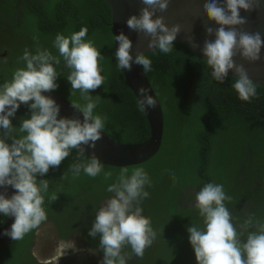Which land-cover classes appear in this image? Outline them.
Returning <instances> with one entry per match:
<instances>
[{
  "label": "trees",
  "instance_id": "16d2710c",
  "mask_svg": "<svg viewBox=\"0 0 264 264\" xmlns=\"http://www.w3.org/2000/svg\"><path fill=\"white\" fill-rule=\"evenodd\" d=\"M84 27L85 41L91 40L104 57L100 66L105 84L90 91L94 100L100 97L94 114L107 117L104 132L117 142L146 139L145 116L117 67L109 7L103 0H0V53H5L0 57V85L11 81L16 69L26 67L20 59L25 50L30 54L48 50L61 61L54 64L60 75L59 87L52 92L71 103L86 104L78 90L72 91L67 80L71 69L53 43L57 34L67 37ZM143 54L152 61V71L143 73L161 108L162 138L152 157L125 167L129 172L142 167L151 179V186H145L149 196L140 207L157 238L143 259L136 258L130 246L122 255L132 257L127 264H197L187 229L204 227L195 203L205 184H222L232 197L225 205L238 229L251 214L264 222V89L256 86L257 97L241 101L232 87L235 78L228 77L223 84L214 81L207 62L193 59L178 43L169 54L158 49ZM30 114L27 105L20 106L11 118L13 126L18 129ZM6 142L11 144V138ZM88 161L72 149L58 168L37 174L38 182L49 180L44 205L48 219L41 226L48 225L59 239L70 238L98 251L103 260L99 235L93 238L89 231L100 204L113 196L108 185L125 167L103 165L112 173L109 179L103 174L92 178L83 171L73 178L70 166ZM53 193L58 198L49 203ZM5 217L0 214V224ZM35 231L6 244L0 250V264H22V251L32 244Z\"/></svg>",
  "mask_w": 264,
  "mask_h": 264
},
{
  "label": "clouds",
  "instance_id": "9594fccd",
  "mask_svg": "<svg viewBox=\"0 0 264 264\" xmlns=\"http://www.w3.org/2000/svg\"><path fill=\"white\" fill-rule=\"evenodd\" d=\"M142 3L145 7L139 16L132 15L127 19V27L150 37L149 49L171 53L181 26L169 27L163 16H156L157 11L167 10L168 0H142ZM259 7L260 0H223L222 4L210 0L203 9L207 19L218 25L206 27V36L214 35L215 40L206 38L201 49L211 75L214 81L223 84L229 72H234L232 87L245 102L257 97V88L244 66L237 64L234 57L239 54L247 61H258L264 39L259 32L248 33L237 31V28L247 23L240 15L241 9L252 12ZM87 33L84 27L67 37L57 34L53 42L59 56L71 69L67 80L72 91L78 90L87 101L84 105L72 103L73 108L83 114L82 121L60 118V106L42 94L59 87L56 80L60 74L54 64L59 65L61 61L48 50L37 49L35 54L25 50L20 59L26 67L16 69L11 81L0 85V187L11 186L16 190L11 198L0 193V214L15 218L11 228L2 233L11 240H23L26 234L48 219L44 205L49 180L38 182L37 174L44 176L50 168H58L72 149H79L83 154V146L95 148L105 130L107 117L94 114L100 97L97 95L94 100L90 95V91L105 84L100 66L104 57L91 40L85 41ZM114 39L118 42L115 52L118 68L131 71L135 63L142 66L144 73L152 71V61L146 55L138 53L133 57V42L128 36L121 32ZM138 91V108L142 112L156 107L157 100L148 94L149 89L140 87ZM21 103L30 108L31 114L16 129L11 118ZM16 132L22 135H14ZM8 138H11V144L6 142ZM70 168L73 178H78L81 171L92 178L101 174L105 179L112 176L111 172L104 171L95 154L90 161L73 164ZM146 185L151 186V179L142 167H135L131 172L127 167L122 168L116 182L108 185L106 190L113 196L97 211L89 231L93 238L99 235V247L103 251L101 264H127L132 257L122 255L126 246H130L136 258L143 259L145 250L156 240L157 232L151 221L142 215L140 207L149 196ZM57 198L58 195L53 193L48 202ZM231 199L222 184L207 183L196 194L195 207L203 218L204 227L191 225L187 231L197 264H264V222L251 214L238 229L225 205V201ZM73 247L74 244L69 243L66 249Z\"/></svg>",
  "mask_w": 264,
  "mask_h": 264
},
{
  "label": "water",
  "instance_id": "95a60500",
  "mask_svg": "<svg viewBox=\"0 0 264 264\" xmlns=\"http://www.w3.org/2000/svg\"><path fill=\"white\" fill-rule=\"evenodd\" d=\"M109 7L110 27L112 34L113 52L118 48V42L114 36L123 32L133 42L131 53L133 57L138 53L149 52L152 49L147 47L150 37H145L142 33H137L127 27L126 21L132 15L139 16L140 10L145 7L142 0H103ZM210 0H168V8L166 11L156 12V16H163L164 22L172 27L175 24L181 26V31L177 35L174 43H178L187 48L193 59H199L206 62L201 49L204 40H215V36H206V27H218L214 21H209L203 14L204 5ZM223 3V0H218ZM240 15L247 19V23L243 26H238L237 31L248 33L259 32L264 39V0H260V7L252 12L240 10ZM155 18V16L153 17ZM4 51L0 53V57L4 55ZM116 59V58H115ZM237 64H242L246 69L249 78L254 84L264 89V47L261 49L260 59L256 62L247 61L239 54L234 57ZM117 62V61H116ZM118 63V62H117ZM120 72L129 87L131 93L135 97L137 103L140 98L139 88L144 87L149 89V95L156 98L146 76L139 65L133 63L132 70L120 69ZM234 72H229L230 78L234 77ZM45 96H49L56 101L60 106V118H79L83 120V114L74 109L72 103L65 98L51 92H43ZM157 100V98H156ZM31 102V101H30ZM25 105L21 103L20 106ZM147 126L148 136L146 139L137 143H122L111 139L105 132L102 133V138L96 142L95 148L83 146L85 152L82 154L87 159H91L92 155L99 159L102 165L111 167H125L142 163L152 157L159 149L162 138L163 120L159 102L155 108H148L143 111ZM79 152L80 150L77 149ZM81 153V152H80ZM16 190L11 186L7 188L0 187V193H4L7 198H11ZM14 217H5V220L0 224V250L11 241L10 237L2 235L5 229H10L14 222Z\"/></svg>",
  "mask_w": 264,
  "mask_h": 264
},
{
  "label": "rangeland",
  "instance_id": "374dc122",
  "mask_svg": "<svg viewBox=\"0 0 264 264\" xmlns=\"http://www.w3.org/2000/svg\"><path fill=\"white\" fill-rule=\"evenodd\" d=\"M105 202L106 201L102 202L100 207H102ZM69 243L74 244L72 249H66V246ZM33 244L34 245L31 246V251L39 260L53 259L56 254L57 247L61 249L58 252V255L60 256L70 253L76 254L80 250V248L77 247L76 240H65V243L64 241H59L48 225H43L36 229ZM96 261L97 264H101L102 259L99 255L96 257Z\"/></svg>",
  "mask_w": 264,
  "mask_h": 264
},
{
  "label": "flooded vegetation",
  "instance_id": "af4514ba",
  "mask_svg": "<svg viewBox=\"0 0 264 264\" xmlns=\"http://www.w3.org/2000/svg\"><path fill=\"white\" fill-rule=\"evenodd\" d=\"M57 239L59 241H64L65 243V240L59 238ZM34 240H35V236L32 238V244L29 245L27 249L22 251V264H97L96 257L98 255L101 257V254L98 251L92 252V250L89 247L84 248L78 241H76L77 247L80 248V250L76 254L70 253L60 256L58 255V252L61 249L57 247L56 254L53 259L39 260L37 257L34 256V254L31 251V246L34 245L33 244ZM66 240H73V239L67 238ZM27 254L30 256L31 259L27 257Z\"/></svg>",
  "mask_w": 264,
  "mask_h": 264
}]
</instances>
